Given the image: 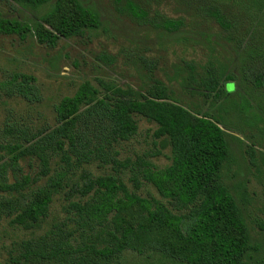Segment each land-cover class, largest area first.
<instances>
[{"label": "trees", "instance_id": "trees-1", "mask_svg": "<svg viewBox=\"0 0 264 264\" xmlns=\"http://www.w3.org/2000/svg\"><path fill=\"white\" fill-rule=\"evenodd\" d=\"M2 1L35 12L36 19L20 21L0 16V34L15 35L20 40L31 34L48 48H54L61 39L82 37L101 26L98 13L82 0ZM180 1L187 13L192 11L212 20L237 38L243 60L241 77L264 93V44L254 42L252 1ZM125 8L140 21L148 15L130 0H125ZM149 24L169 35L179 34L183 28V20L158 14ZM137 58L148 74L149 84L135 90L98 80L100 92L83 82L73 95L63 97L55 106L56 125L52 129L30 135L25 142L32 143L22 150L18 143L5 146L9 153L18 151L12 157V168L19 159L34 154L41 162L40 175L48 176L46 161L37 152L50 148L62 154L64 167L49 176L45 186L26 202L1 196L0 215L12 217L11 223L16 225L34 226L46 216L53 195L68 185L66 180L72 168L94 159L127 167L107 158L106 151L136 133L135 117L155 124L154 142L160 149H170L169 166L157 170L142 163L139 172L140 178L152 185L164 202L136 196L111 176L98 177L81 188L72 186L70 190L81 196L92 194L91 201L70 202L66 211L79 217L87 230L108 220L111 226L98 230L91 242V234L82 231L75 243L73 231L55 228L35 240L20 242L10 263L115 264L123 252L132 251L148 258L158 255L161 262L168 264H264V248L253 261L259 247L252 243L240 208L221 182V172L230 155V136L221 129L222 120L210 114L197 116L179 105L168 86L153 77L155 63L139 55ZM103 59L112 61L108 57ZM187 69L185 82L190 84V79L195 85L193 89L211 106L220 102L229 85L224 89V84L233 78L231 74L223 75L212 64L198 80L192 74L193 68ZM34 82L33 76L14 73L1 86L31 102L37 99ZM248 153H253L251 148ZM153 155L158 156L159 151ZM5 173L6 164H0V192L8 197L21 196L29 178L24 176L8 184ZM133 178L134 188H140L139 178Z\"/></svg>", "mask_w": 264, "mask_h": 264}, {"label": "rangeland", "instance_id": "rangeland-1", "mask_svg": "<svg viewBox=\"0 0 264 264\" xmlns=\"http://www.w3.org/2000/svg\"><path fill=\"white\" fill-rule=\"evenodd\" d=\"M84 5L100 16L101 26L88 31L82 37L61 39L54 48L39 44L31 34L24 40L17 36L0 34V164H6L5 178L8 184L27 176L29 183L20 195L11 197L0 192V197L26 202L32 194L47 183L49 176L64 167L62 154L54 148L40 154L46 161L49 175H40L41 162L37 155L30 154L19 159L11 167L12 157L5 147L18 143L24 149L30 135L48 131L56 125L55 106L66 96H71L78 86L88 82L102 91L99 81L112 86L135 90L149 84L148 74L137 56L155 63L153 77L163 82L172 91L175 102L197 116L210 114L222 120L221 129L228 137L230 155L221 172V182L234 198L242 212L252 243L259 247L253 255L258 259L264 248V93L243 81L240 67L242 51L237 38L224 31L214 21L188 11L180 0H130L148 13L144 21L132 17L125 8V0H82ZM251 12L255 18L253 38L264 44V0H251ZM156 14L165 18L183 20L179 34L169 35L153 29L149 22ZM36 13L0 0V16L27 21L35 20ZM234 38V39H233ZM108 57L111 62L103 58ZM212 64L225 74L233 76L224 84L226 93L214 106L205 102L193 89L194 83H186L188 69L193 68L196 80L202 77L206 67ZM21 73L35 78L36 100L27 101L17 94L9 93L2 83L12 74ZM246 103V109H242ZM136 133L127 141L113 144L106 151L121 168L110 162L91 160L72 168L67 186L53 195L46 216L34 226L11 223L12 217L0 215V264H11L10 257L19 251L22 241L35 240L55 228L64 232L73 231L72 242L79 234H91L95 240L98 230L111 226L110 220L93 230L80 224L81 219L69 214L70 202L83 204L91 196H81L71 191L72 186L81 188L98 177L111 176L124 184L128 192L139 197L161 200L155 188L145 183L139 172L142 163L161 170L170 164V149H160L152 137L156 125L141 117H135ZM23 134V135H22ZM251 148L253 153H248ZM159 151L158 156H154ZM138 174V176L136 175ZM141 183L133 186V177ZM164 202V200H161ZM23 203V202H22ZM158 255L148 258L132 251L121 254L115 264H164ZM168 264V263H167Z\"/></svg>", "mask_w": 264, "mask_h": 264}]
</instances>
